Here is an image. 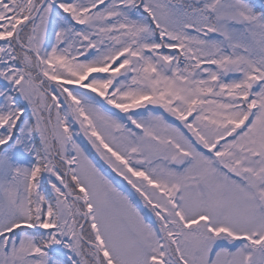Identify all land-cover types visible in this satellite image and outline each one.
Instances as JSON below:
<instances>
[{
	"label": "snow or ice",
	"instance_id": "1",
	"mask_svg": "<svg viewBox=\"0 0 264 264\" xmlns=\"http://www.w3.org/2000/svg\"><path fill=\"white\" fill-rule=\"evenodd\" d=\"M0 264H264V0H0Z\"/></svg>",
	"mask_w": 264,
	"mask_h": 264
}]
</instances>
